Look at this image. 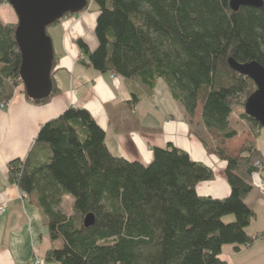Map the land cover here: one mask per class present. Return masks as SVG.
Listing matches in <instances>:
<instances>
[{"label":"trees","instance_id":"1","mask_svg":"<svg viewBox=\"0 0 264 264\" xmlns=\"http://www.w3.org/2000/svg\"><path fill=\"white\" fill-rule=\"evenodd\" d=\"M90 1L96 7L98 44L90 51L83 41L76 43L91 68L139 84L148 97L163 79L185 114L194 117L200 103L204 128L224 140L238 136L229 118L239 109V120L253 139L259 136L262 127L243 111L256 91L254 83L228 61L264 68V0L260 9L236 12L230 9L232 0H87L81 12ZM16 28L0 24L4 105L22 85ZM53 55L51 94L36 101L22 87L34 105L48 103L59 92L53 84L58 60ZM131 95L123 106L136 130L133 114L140 94ZM38 131L26 156L7 164V176L46 219L51 248L45 264H226L224 246L238 250L253 243L245 229L254 212L245 199L253 190V164H262L263 157L252 143L238 158L219 151L231 192L218 200L195 189L212 179L211 168L175 147H154L149 165L114 156L104 130L86 109L68 107ZM67 197L72 198L70 213L61 206ZM90 214L95 223L85 228ZM227 216L232 222L224 221Z\"/></svg>","mask_w":264,"mask_h":264},{"label":"crops","instance_id":"2","mask_svg":"<svg viewBox=\"0 0 264 264\" xmlns=\"http://www.w3.org/2000/svg\"><path fill=\"white\" fill-rule=\"evenodd\" d=\"M93 6L91 2L89 11L63 18L50 26L51 30L47 29L58 57L52 77L59 92L48 103L38 106L28 102L19 89L8 108L0 111V203H7V210L0 213V264H30L34 257L44 258L51 248L46 219L29 197L23 198L18 188L8 182L7 164L23 159L39 128L68 107L83 108L90 113L105 132L107 149L116 157L149 165L154 147L171 146L186 152L195 163L211 168L212 179L198 183L195 188L201 197L220 200L230 195L231 188L224 177L225 161L219 151L238 158L243 147L252 143L262 154L264 165L263 128L253 139L237 117L233 128L238 136L224 140L204 128L202 105L198 104L194 117H188L163 79L156 82L153 95L148 97L139 84L119 75L112 78L109 73L102 74L91 68L76 42L83 41L90 51L98 44ZM16 22L17 16L9 4H0V24L15 25ZM133 92L140 94L133 114L139 122L136 130L130 122L134 118L123 106ZM245 204L254 212L253 220L245 229L253 243L238 250L234 245L224 246L222 258L226 264H264V197L253 189Z\"/></svg>","mask_w":264,"mask_h":264},{"label":"water","instance_id":"3","mask_svg":"<svg viewBox=\"0 0 264 264\" xmlns=\"http://www.w3.org/2000/svg\"><path fill=\"white\" fill-rule=\"evenodd\" d=\"M17 16L15 41L18 46L21 65L19 78L28 99L42 101L52 92L51 68L53 44L46 33L49 26L60 22L66 15L79 14L87 0H4ZM262 8L261 0H232L230 9L236 12L239 8ZM229 66L255 86L253 93L243 111L251 116L264 129V68L251 62L240 65L233 60ZM95 217L90 214L83 220V227L91 228Z\"/></svg>","mask_w":264,"mask_h":264},{"label":"built area","instance_id":"4","mask_svg":"<svg viewBox=\"0 0 264 264\" xmlns=\"http://www.w3.org/2000/svg\"><path fill=\"white\" fill-rule=\"evenodd\" d=\"M111 77H116L115 74H111ZM4 107V104H1V107ZM7 106V105H6ZM2 107V108H3ZM264 165L260 162H255L253 164V170L250 174V186L258 192L261 197H264V175H263ZM23 198H27L26 195H22ZM7 210V203H0V213L3 214ZM30 264H44L43 258L34 257Z\"/></svg>","mask_w":264,"mask_h":264},{"label":"rangeland","instance_id":"5","mask_svg":"<svg viewBox=\"0 0 264 264\" xmlns=\"http://www.w3.org/2000/svg\"><path fill=\"white\" fill-rule=\"evenodd\" d=\"M90 5H91V1H90V3H89V7H90ZM93 10H96V7H95V5L93 6ZM86 11H89L88 9H86ZM49 30H51V28L49 27ZM8 81V80H7ZM21 81V80H20ZM9 82V81H8ZM23 86L22 85H20L19 87H16L15 88V90L13 91V96L16 94V92H18V90L19 89H22V93L24 94V89L22 88ZM13 96L11 97V99L13 98ZM11 99H10V101H11ZM10 101L7 103V104H5L4 105V107L2 108L1 107V104H0V111H5L7 108H8V106H9V104H10ZM7 105V106H6ZM239 109H237V110H235V111H233V113H232V115L230 116V118H229V122L231 123V125L232 126H235L234 125V121H235V119L238 117V113H239V111H238ZM251 144V143H250ZM71 203H72V198L71 197H67L66 199H64L63 201H62V204H61V206H62V208H63V210L66 212V213H70L71 212ZM232 216H227V217H225L224 218V221L225 222H232ZM45 264V263H44Z\"/></svg>","mask_w":264,"mask_h":264},{"label":"bare ground","instance_id":"6","mask_svg":"<svg viewBox=\"0 0 264 264\" xmlns=\"http://www.w3.org/2000/svg\"><path fill=\"white\" fill-rule=\"evenodd\" d=\"M44 261V260H43Z\"/></svg>","mask_w":264,"mask_h":264}]
</instances>
